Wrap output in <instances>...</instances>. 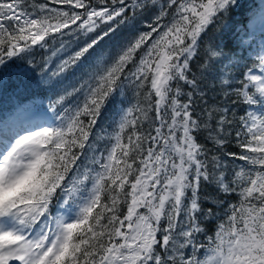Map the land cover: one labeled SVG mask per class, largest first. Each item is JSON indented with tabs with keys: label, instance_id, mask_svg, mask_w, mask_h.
<instances>
[{
	"label": "snow or ice",
	"instance_id": "obj_1",
	"mask_svg": "<svg viewBox=\"0 0 264 264\" xmlns=\"http://www.w3.org/2000/svg\"><path fill=\"white\" fill-rule=\"evenodd\" d=\"M241 7L0 0V99L48 101L0 126V264H264V0Z\"/></svg>",
	"mask_w": 264,
	"mask_h": 264
},
{
	"label": "trees",
	"instance_id": "obj_2",
	"mask_svg": "<svg viewBox=\"0 0 264 264\" xmlns=\"http://www.w3.org/2000/svg\"><path fill=\"white\" fill-rule=\"evenodd\" d=\"M48 0H36V3H47ZM259 0H242V7L240 8V10L233 16L230 18L229 23H236L239 22L241 24H243L245 27L248 26L249 21L251 19V12L249 11V7L250 5H258ZM150 15V14H149ZM211 35V33H209ZM122 35L127 36L128 35V30L124 29L122 32ZM105 51H115L114 46L113 45H107L105 48ZM201 52H203V46L201 47ZM43 53L38 54L36 56V60L40 61L41 60V56ZM195 65L193 66V71H195ZM79 76V74H77V76H72L71 74H69L68 77V81L71 82H75V80L77 79V77ZM66 81V82H68ZM206 84L208 85L207 91H208V102L212 103L214 102V100H218V97L214 96L212 87H211V82H206ZM127 87V86H126ZM218 88V86H217ZM125 95L128 97V100L131 101L132 103L136 102V96H135V92L131 87H127L126 93ZM43 101L44 107H47V99L45 98V96L40 95V96H26V97H21L19 101H15V100H9L8 96L5 95L2 99H0V123L4 122L7 120V118L9 117H14L16 115L17 112V105H26V104H30L32 103V101ZM229 107H235L237 108V115L241 114L243 111V107L241 106H236V105H231V103L229 102ZM114 115V108L112 104H109L106 110V118L104 121V126L107 127L109 125V123L111 122V117ZM198 139L201 142H205L204 141V136L200 135L198 137ZM225 151L228 152H239L240 149L236 146L234 140L233 142H230L228 144L225 145ZM231 163V161H230ZM236 163H243V162H239L236 161ZM207 192L209 193H215V189L212 187H208L206 189ZM227 200H235V197H227ZM215 228V224L214 223H210L208 226V230H209V234L212 233V231Z\"/></svg>",
	"mask_w": 264,
	"mask_h": 264
},
{
	"label": "rangeland",
	"instance_id": "obj_3",
	"mask_svg": "<svg viewBox=\"0 0 264 264\" xmlns=\"http://www.w3.org/2000/svg\"><path fill=\"white\" fill-rule=\"evenodd\" d=\"M56 7H60L59 5H57ZM138 27H143V25H137ZM262 27L261 25V22L259 20L256 21V29H257V32H259L260 28ZM35 113H30L28 115H25L24 117H22V119H28V118H32V116L34 115ZM15 117V116H14ZM14 117H11L9 118L7 121H9L10 119L14 118ZM4 123L0 124V126H2Z\"/></svg>",
	"mask_w": 264,
	"mask_h": 264
}]
</instances>
